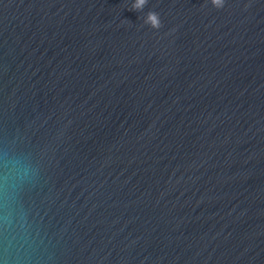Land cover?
Returning <instances> with one entry per match:
<instances>
[{"label": "water", "instance_id": "1", "mask_svg": "<svg viewBox=\"0 0 264 264\" xmlns=\"http://www.w3.org/2000/svg\"><path fill=\"white\" fill-rule=\"evenodd\" d=\"M134 2L0 0V264H264V0Z\"/></svg>", "mask_w": 264, "mask_h": 264}, {"label": "clouds", "instance_id": "2", "mask_svg": "<svg viewBox=\"0 0 264 264\" xmlns=\"http://www.w3.org/2000/svg\"><path fill=\"white\" fill-rule=\"evenodd\" d=\"M223 2L224 0H211V4L217 9L223 6ZM146 3L147 0H135L130 10H140ZM145 23L153 29H159L161 27V20L156 12L150 11L146 16ZM4 167L5 171L3 175H0V184H3L6 189L11 186L12 181L22 182L28 175L27 167L20 160H7Z\"/></svg>", "mask_w": 264, "mask_h": 264}]
</instances>
